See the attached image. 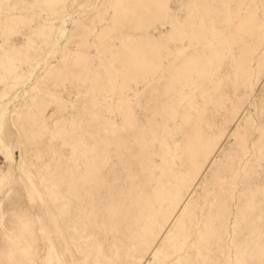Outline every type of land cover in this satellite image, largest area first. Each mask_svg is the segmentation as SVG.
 Returning <instances> with one entry per match:
<instances>
[{
	"label": "rangeland",
	"instance_id": "1",
	"mask_svg": "<svg viewBox=\"0 0 264 264\" xmlns=\"http://www.w3.org/2000/svg\"><path fill=\"white\" fill-rule=\"evenodd\" d=\"M0 264H264V0H0Z\"/></svg>",
	"mask_w": 264,
	"mask_h": 264
}]
</instances>
